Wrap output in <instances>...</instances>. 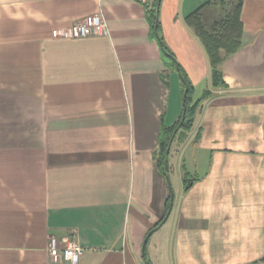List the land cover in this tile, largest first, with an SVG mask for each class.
<instances>
[{
  "label": "crops",
  "instance_id": "0c3cea01",
  "mask_svg": "<svg viewBox=\"0 0 264 264\" xmlns=\"http://www.w3.org/2000/svg\"><path fill=\"white\" fill-rule=\"evenodd\" d=\"M152 2L0 0V264H48L51 235L85 248L79 264H264V0H161L177 64ZM238 5L215 86L188 18L216 33ZM93 13L109 36H53ZM180 68L192 101L212 94L173 141L181 189L144 249L171 200L160 138L182 115Z\"/></svg>",
  "mask_w": 264,
  "mask_h": 264
},
{
  "label": "trees",
  "instance_id": "16d2710c",
  "mask_svg": "<svg viewBox=\"0 0 264 264\" xmlns=\"http://www.w3.org/2000/svg\"><path fill=\"white\" fill-rule=\"evenodd\" d=\"M160 0H155V3L157 5L156 13H153V24L155 28L157 27V32L159 34V16H158V7L160 6ZM189 25L195 30L197 35L201 38L203 41L207 52L209 54L211 64H212V79L215 86L218 85H225V81L223 79V72L221 65L224 61V56L221 54V49H226V54H231L236 52L242 45V34H241V20H240V5L234 7L232 11L228 14L227 18L222 21L220 24L216 26L217 32L211 33L209 32L199 13V10L191 14L188 18ZM159 36V40L163 45V49L167 55L171 57V59L177 64V60L174 56V54L169 52V49L166 47V45L163 43L162 36ZM181 69V68H180ZM180 71L183 70L181 69ZM185 77V81H183L184 86V92L187 90L186 95V106L183 108L182 115L180 120L173 126L168 127L164 126L160 138V165L162 170L165 174L169 173L170 168H166V162H168L169 165V154L167 153V148L169 145L170 138L172 137L173 133L176 131L175 138H177L178 134H183L189 131L195 121V115L198 110L199 105L202 103V101L209 97L212 94L211 90H206L201 98L198 100L192 101V91L194 89V86L190 83V81L187 79L185 74L183 73ZM180 128H178V126ZM171 201V200H170ZM170 201L168 204V209L170 206ZM149 264H152L148 260Z\"/></svg>",
  "mask_w": 264,
  "mask_h": 264
},
{
  "label": "built area",
  "instance_id": "2783aa9c",
  "mask_svg": "<svg viewBox=\"0 0 264 264\" xmlns=\"http://www.w3.org/2000/svg\"><path fill=\"white\" fill-rule=\"evenodd\" d=\"M147 8L153 6L152 0H135ZM54 37L84 38L92 35L109 36L110 28L101 13H93L77 20L70 27L53 30ZM48 264H79L85 248L70 236L49 238Z\"/></svg>",
  "mask_w": 264,
  "mask_h": 264
},
{
  "label": "water",
  "instance_id": "95a60500",
  "mask_svg": "<svg viewBox=\"0 0 264 264\" xmlns=\"http://www.w3.org/2000/svg\"><path fill=\"white\" fill-rule=\"evenodd\" d=\"M156 30H157V27H156ZM181 78H182L183 81H185V77H184V75L182 73H181ZM186 95H187V90L185 91L184 100H183L184 107L186 106ZM180 126L181 125H179L178 128H180ZM175 135H176V131L173 133L172 137L170 138L169 145H168V148H167V153L168 154L170 153V150H171V147H172V144H173ZM166 168L168 169V162H166ZM166 176H167V180H168V182L170 184V189H171V202H170V207H169V210H168L167 214L165 215L164 219L160 222V224L158 226H156L155 228H153L152 230H150V232L146 236L145 241H144V249L146 247V244L148 242V239H149L150 235L155 230H157L168 219V217H169V215H170V213H171V211L173 209V206H174L175 192H174V189H173L171 180H170V174L167 173Z\"/></svg>",
  "mask_w": 264,
  "mask_h": 264
},
{
  "label": "rangeland",
  "instance_id": "374dc122",
  "mask_svg": "<svg viewBox=\"0 0 264 264\" xmlns=\"http://www.w3.org/2000/svg\"><path fill=\"white\" fill-rule=\"evenodd\" d=\"M174 159L175 158L171 156L170 180L176 195V193H178L181 189V185H182L181 174L183 173V168L182 165Z\"/></svg>",
  "mask_w": 264,
  "mask_h": 264
}]
</instances>
